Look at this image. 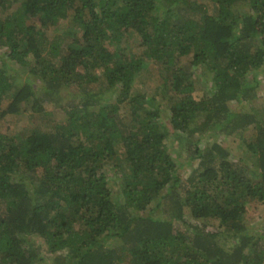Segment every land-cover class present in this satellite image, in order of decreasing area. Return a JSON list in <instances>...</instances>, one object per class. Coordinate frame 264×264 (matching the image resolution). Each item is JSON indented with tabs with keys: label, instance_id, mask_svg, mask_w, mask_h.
Masks as SVG:
<instances>
[{
	"label": "trees",
	"instance_id": "16d2710c",
	"mask_svg": "<svg viewBox=\"0 0 264 264\" xmlns=\"http://www.w3.org/2000/svg\"><path fill=\"white\" fill-rule=\"evenodd\" d=\"M17 1L0 0V121L66 116L0 129V264H264L247 216L264 210V0ZM59 18L74 29L52 39Z\"/></svg>",
	"mask_w": 264,
	"mask_h": 264
},
{
	"label": "rangeland",
	"instance_id": "374dc122",
	"mask_svg": "<svg viewBox=\"0 0 264 264\" xmlns=\"http://www.w3.org/2000/svg\"><path fill=\"white\" fill-rule=\"evenodd\" d=\"M20 4V1L14 0L12 9H16ZM40 10L37 9V11L30 10L26 16L28 17V23H41L42 16H40ZM26 17V18H27ZM43 27L46 30V33L50 36V38L54 37H60L62 35H65L68 30H73L74 28L71 26V22L69 19L65 18H59L57 22H49L45 23ZM5 51H8V48H4ZM3 49V51H4ZM2 49H0L1 53ZM17 67L15 63L11 62L9 72L15 73L17 71ZM142 76L144 82L143 86L147 87V84L150 82V80H154L156 76V70L154 64L149 61L146 68L143 69L142 73L140 74ZM259 76V84L257 87L258 93L261 97H264V71L260 72ZM202 81V85H203ZM78 89L76 86H73L70 89H66L63 91V94L67 98H72L76 96V93ZM66 116L65 111L63 108L58 106L54 102H45L42 103V108L39 110H32V111H26L24 113L15 114V115H7L4 120L0 121V129L6 131L10 129L11 131H16V133H21L25 136H32L34 133V128L37 126H51L54 121H57L59 119H63ZM247 135H250L252 133L251 130H247ZM209 136L212 139H219L223 141L224 145L230 148L232 152V156L236 158H248L250 162L253 161V158L249 156V152L246 149L245 144L241 141H235L233 140L232 136H227L223 133H216L211 132L208 133ZM17 138H20L18 134L16 135ZM42 140V139H41ZM182 157L185 156V152H182ZM248 156V157H247ZM248 219H250V228L256 229L260 227V224L262 223V219L264 216V210L259 207H253L247 214ZM216 224V221L214 219H211L209 221V226L213 227V225ZM38 264H55L51 258L47 255L45 256L44 260L39 262Z\"/></svg>",
	"mask_w": 264,
	"mask_h": 264
}]
</instances>
